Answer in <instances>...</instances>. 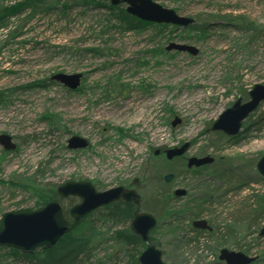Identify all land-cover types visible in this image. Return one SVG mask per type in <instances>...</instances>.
<instances>
[{
    "label": "rangeland",
    "instance_id": "374dc122",
    "mask_svg": "<svg viewBox=\"0 0 264 264\" xmlns=\"http://www.w3.org/2000/svg\"><path fill=\"white\" fill-rule=\"evenodd\" d=\"M66 1L69 9L62 6ZM156 1L193 17L196 27H127L111 17L107 8L62 0L25 25L12 19V26L0 31V134L11 135L17 145L6 150L0 144L3 212L35 207L28 188L12 185L16 178L57 186L88 180L104 191L138 177L140 193L149 197L157 187L150 170L154 150L189 143L185 157L221 154L258 160L264 154V125L244 127L236 142L220 143L218 155L208 146L217 138L208 129L219 115L239 97L245 98V90L249 93L255 84H264V0ZM249 23L257 31L242 27ZM170 43L192 45L198 53L168 50ZM57 73H82L80 87L71 90L59 82H47ZM262 117L264 103L252 119ZM176 118L181 122L174 126ZM74 135L87 139L89 146L69 148ZM174 178L171 191L190 187L192 194L200 193L206 184H217L205 169L196 173L185 167ZM257 192H264V184L252 183L219 198L210 207L212 213L205 212L202 218H212L213 225L221 224L225 231L241 208L254 204ZM79 200L64 198L63 205L71 207ZM188 201L185 195L173 198L172 212H181ZM105 213L102 208L93 212L88 218L92 223L81 227L80 232L97 237L84 264H127L131 254L137 253L118 231L131 220L113 221L103 218ZM179 218L172 215L160 221L150 234V242L163 250L168 264H225L219 259L223 247L258 256V264H264V236L259 235L264 217L252 231L235 225L237 237L220 240L223 243L218 246L207 234L200 244H186L193 235L188 232L191 215L183 213ZM247 244L249 251L241 248ZM1 248L6 247L0 246V264L18 263V258Z\"/></svg>",
    "mask_w": 264,
    "mask_h": 264
},
{
    "label": "trees",
    "instance_id": "16d2710c",
    "mask_svg": "<svg viewBox=\"0 0 264 264\" xmlns=\"http://www.w3.org/2000/svg\"><path fill=\"white\" fill-rule=\"evenodd\" d=\"M4 1L5 0H0V31L11 27L13 23V21H11L12 19H15V23L18 22L22 25H25L26 23H28V21L33 20L36 16L48 13L49 11H51V9H54L59 1L62 0H19L18 2L16 1L12 4H5ZM73 2H80L84 5H91L97 8H107L110 10L111 17L118 19L121 24L127 25V27L140 28L146 25H152V23L142 21L135 16L130 15L126 10L125 4L114 6L110 2L104 0H73ZM62 6L65 9H69L68 1H66V3H64ZM227 21L229 23L233 22V20L229 19H227ZM249 24L251 27H242L244 29L257 31L255 25L253 26L252 23ZM162 26L167 25L162 24ZM224 26L226 27V25ZM194 27L196 26H190V28ZM199 30L201 32H205V29L200 28ZM256 34L258 33L254 32V36ZM47 82L55 83L56 81L52 78H49L47 79ZM40 84L41 86H45L46 82H40ZM34 85H36V83H34ZM243 93L245 95V98L243 99H248L249 93L246 90ZM254 114L255 112L248 119L249 125L246 122V130L250 129L255 124L258 129H260V127L264 125V117L260 118L258 121H254L252 119ZM216 137L217 138L215 142L211 141L208 146L212 147L214 151L219 152V150H221L220 143L222 144L225 141L236 142L240 138V135L238 137H230L225 135L223 132H216ZM165 150L161 149V152L158 155L156 154V150H154L153 154L151 155V160L153 161L154 165L150 168V170L153 173V179L157 187L149 197H143L142 195L140 204V208L142 210L148 211L150 213L151 211H154L157 214L154 215L157 218L159 217L158 223H160V221H164L172 215H175L177 218L176 220H179L180 215L183 213H189L192 220L203 217V214L205 212L210 211L212 213L210 207L213 205V203L216 204V201L213 198L217 193L218 199L220 198L222 200L226 195L235 194L236 192L241 191L244 187H251L252 183L264 184V177L258 175L259 173L257 170V163L259 159L244 160L243 155L232 157L223 156L220 154L218 155V163H214L204 168L207 172L214 176L216 180L213 179V182H216L217 184L215 186L212 183H210L209 185H204L201 188V192L198 193L195 199L183 203L181 206V212L174 213L172 212V207L175 206L172 203L174 195L173 191H171L172 183L174 181L166 182L165 175L174 173L175 177H177L180 171H182V168L186 167L187 163L186 157L183 155L176 156L171 160L168 159ZM178 161H182V163H180L179 165ZM256 174L259 178H250V175ZM11 183L18 188L24 187L30 190L35 201L34 209L42 207L53 200H59L63 206L65 216L68 220L73 222V218L70 214V208L72 206L69 207L63 205L64 198H61L59 196L58 189L60 185L57 186L50 182L45 185L35 184V182L28 183V181L20 180L18 178L11 180ZM255 197L256 200L254 201V204H251L249 206L250 208H246L245 205V207L241 208L237 212V214L234 212L236 216L232 222L227 223V230L222 231L221 229L223 226L221 224H218V226L214 225L216 227V230L213 232L205 230L208 232L207 238L209 240L216 239L218 246L223 243L220 240H226L227 237H237V232H235L237 231V228L235 226L237 224L244 225L245 230H251L252 227H258L260 225L261 219L264 217V192L262 194L257 192L255 194ZM67 198L74 199L76 198V196H69ZM138 206L139 205L136 202L133 203L120 199L102 207V209L106 210V213L102 216L103 218L111 219L117 222H127L131 220L126 228L118 231L119 237L126 244L133 245L137 253V255L133 253L131 254V262L127 264H140L139 255L142 250L138 249V246L141 248L146 247V243L141 239L140 235L134 232L132 227V221L135 217V212L138 209ZM2 214L3 209L0 208V216ZM89 216L84 218L69 233L65 234L62 239L53 247H40L34 251H23L16 248L1 249L7 250L9 255L18 258L17 264H84L92 255V251L97 244V237L95 234L80 232L81 227L85 226V223H92L91 220L88 219ZM211 220L212 218H210V222L212 223ZM188 229H190V231L188 230V232L193 233V235L188 236L185 241L186 244H192L196 242L200 244L201 237L203 236V234H205L204 230H197L195 228H192L191 226H189ZM257 229L258 228H255L254 230L256 231ZM218 232L220 233L219 237ZM216 234L217 237L215 238ZM185 237L186 236L183 235L181 237V240L183 241ZM244 247L245 251H249V244H247L246 246H241L242 249ZM97 264L106 263L98 262ZM113 264L118 263L115 262ZM252 264H258V261H255Z\"/></svg>",
    "mask_w": 264,
    "mask_h": 264
},
{
    "label": "water",
    "instance_id": "95a60500",
    "mask_svg": "<svg viewBox=\"0 0 264 264\" xmlns=\"http://www.w3.org/2000/svg\"><path fill=\"white\" fill-rule=\"evenodd\" d=\"M118 6L127 5V12L141 20L157 23L175 25L179 28L188 27L195 22L190 16L181 15L175 9L161 5L156 0H105ZM168 50H178L190 52L193 55L198 53V49L192 45L184 43H170ZM83 78L82 73H57L52 79L61 83L71 90L80 87ZM264 103V84L257 83L249 91V99L243 101L239 97L232 106L227 108L215 120L209 131H221L227 136H237L243 130L244 121ZM181 119L176 118L173 125L176 126ZM69 148L81 149L89 146V141L81 136L74 135L69 139ZM0 144L6 150H15L17 145L14 138L5 133L0 134ZM189 148V143L180 148H170L166 150L168 159L181 156ZM159 153V150H157ZM214 161L212 156L189 158L188 166L200 167ZM258 172L264 177V155L257 163ZM174 174L169 173L165 180L170 182ZM133 184L140 186L139 178H135ZM61 198L77 196L80 202L70 208L73 222L65 216L63 206L59 200H53L46 205L33 208H20L17 210L6 211L0 217V246L16 248L23 251H34L40 247H53L62 237L76 227L80 221L94 210L101 206L110 204L114 201L124 199L138 203V209L132 222L133 230L141 236L146 243V248L139 256L140 264H168L163 258V251L154 242H150V234L157 225V218L148 211H141V198L137 188L127 189L125 186H115L107 190L100 191L88 180L68 181L60 185L58 189ZM176 197L186 195V190L177 188L174 191ZM193 227L197 229H209L213 227L206 219H198L193 222ZM260 236H264V225ZM219 259L226 264H252L257 256L249 255L242 251L231 250L224 247L220 250Z\"/></svg>",
    "mask_w": 264,
    "mask_h": 264
},
{
    "label": "flooded vegetation",
    "instance_id": "af4514ba",
    "mask_svg": "<svg viewBox=\"0 0 264 264\" xmlns=\"http://www.w3.org/2000/svg\"><path fill=\"white\" fill-rule=\"evenodd\" d=\"M189 147H190V144H189ZM189 149V148H188ZM187 152V151H186ZM215 154H217L218 155V151H215ZM207 155V154H206ZM205 155V156H206ZM183 156H185V155H183ZM201 156H204V155H201ZM189 158L190 157H187L186 156V168L187 169H189V170H193L194 172H196V173H200V171H203L204 170V166H202V167H196V166H192V167H189L188 166V161H189ZM214 163H218V156H216L215 157V161L212 163V164H214ZM198 169V170H197ZM134 181V180H133ZM133 181L131 182V183H128V184H120V185H123V186H125L127 189H133V188H135L136 186L135 185H133ZM141 184H142V182H141ZM141 184H140V186H141ZM139 186V187H140ZM138 187V188H139ZM176 189V188H175ZM175 189H173V191L175 190ZM138 190V192L140 193V191H139V189H137ZM186 190V195L185 196H187V197H189V201H192L193 199H195V197L198 195V193L197 192H195V194L193 193L192 194V191H191V189H190V187H188V188H186L185 189ZM174 193V192H173ZM140 195L142 196V194L140 193ZM216 197V198H215ZM214 199H215V201L216 202H218L217 200H218V193L214 196ZM122 200H124V199H122ZM126 201V200H125ZM129 202H133L134 203V201H129ZM102 208V207H101ZM97 210H99V209H97ZM96 210V211H97ZM95 212V211H94ZM196 219H203L202 217H200V218H196ZM196 219H193L192 220V224H193V221L194 220H196ZM206 220H208V219H206ZM208 222L212 225V227H213V229L211 230V232H213V231H215L216 230V227L213 225V223H211L210 222V220H208ZM192 228H194L193 226H191ZM196 229V228H195ZM197 230H200V229H197ZM210 232V231H209ZM204 233L205 234H207L208 232L207 231H205L204 230Z\"/></svg>",
    "mask_w": 264,
    "mask_h": 264
}]
</instances>
